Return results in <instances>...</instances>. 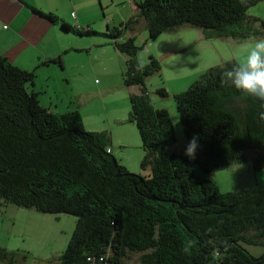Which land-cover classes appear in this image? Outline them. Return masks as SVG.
<instances>
[{
	"label": "trees",
	"instance_id": "trees-1",
	"mask_svg": "<svg viewBox=\"0 0 264 264\" xmlns=\"http://www.w3.org/2000/svg\"><path fill=\"white\" fill-rule=\"evenodd\" d=\"M264 0H141L136 13L103 35L125 57L123 84L129 95L128 122L135 124L144 152L140 162L148 176L127 171L109 151L107 132H88L80 112L61 114L42 107L34 70L25 71L0 55V209L13 205L76 218L58 264H88L104 256L107 264H126L140 254V264H264V186L221 193L212 179L230 162L251 161L264 167V108L221 81L222 67L207 69L174 100L188 145L197 138L192 172L185 154L169 153L174 127L165 109H155L146 80L159 75L157 59L141 66L134 34L140 20L148 39L188 25L205 39L246 40L264 21L247 11ZM35 13L80 37L96 34ZM128 36L119 42L125 33ZM48 63L60 64V59ZM156 94L168 96L164 88ZM211 229V231H209ZM227 241L225 246L222 242ZM220 248L219 260L212 255ZM107 254V255H106Z\"/></svg>",
	"mask_w": 264,
	"mask_h": 264
},
{
	"label": "rangeland",
	"instance_id": "rangeland-1",
	"mask_svg": "<svg viewBox=\"0 0 264 264\" xmlns=\"http://www.w3.org/2000/svg\"><path fill=\"white\" fill-rule=\"evenodd\" d=\"M91 9L81 12L83 22L79 26L82 29L90 26L96 34L80 37L71 33L69 36L71 49L65 56L70 81L54 76L52 70L49 73L43 71L41 76L34 74L32 90L45 108L54 110L57 107V112L65 111L69 106L79 108L86 131L107 132L110 136L108 149L116 160L129 173L148 176L149 170L140 168L144 152L138 130L135 124L128 122L129 95L137 89L124 86L125 57L103 35L107 26L118 27L131 17L130 2L93 0ZM247 15L264 21V1L251 7ZM141 26L142 23L138 25ZM253 31H259L256 37L264 38L259 24H254ZM128 36V33L121 36L119 42ZM133 36L135 44L141 47L136 55L138 63L147 64L151 56L161 66L160 74L149 77L145 85L153 107L167 110L173 124L175 143L168 152L185 154L187 144L173 96L185 92L207 69L236 61L239 58L237 45L245 40L205 39L201 30L188 25L163 33L154 40L148 39L143 28L136 29ZM107 42L109 45H104ZM71 68H77L78 73ZM159 88H164L168 96L162 98L156 94ZM188 160L192 172L204 177L205 173L199 170L194 158L188 157ZM211 177L221 193L237 192L264 186V167L255 173L250 160L243 164L233 161L227 169L215 172ZM75 222L76 218L67 214L3 206L0 209V264H58L71 239ZM245 248L255 257L264 253L263 247ZM139 256L128 254L126 264H140Z\"/></svg>",
	"mask_w": 264,
	"mask_h": 264
},
{
	"label": "crops",
	"instance_id": "crops-1",
	"mask_svg": "<svg viewBox=\"0 0 264 264\" xmlns=\"http://www.w3.org/2000/svg\"><path fill=\"white\" fill-rule=\"evenodd\" d=\"M128 1L133 11L131 16H133L136 13L133 4L141 0ZM92 4L93 0H0V55L6 57L13 65L22 70L36 71V76L43 75V71L49 73L52 70L54 76L59 75L62 80L70 81L67 76L69 69H66L67 59L65 55L71 49V46H68L71 33L62 31L59 24L50 22L32 9L44 14H52L60 22L74 29L82 30L79 26L83 19L81 12H90ZM141 23L142 26L138 27ZM136 27L137 29H145L144 22L140 20ZM86 29L92 31L90 26H87ZM126 34L127 32L123 36L125 37ZM104 45L109 44L107 42ZM57 58L60 59V64L48 63L49 60ZM140 65L143 66L144 64ZM51 66H53L52 69H49ZM70 70L77 72V68ZM70 90L73 92L71 88ZM49 105L51 104L49 103ZM46 109L57 114L75 109L81 112L79 108H72L71 106L62 112H57V107L54 110L49 107Z\"/></svg>",
	"mask_w": 264,
	"mask_h": 264
},
{
	"label": "clouds",
	"instance_id": "clouds-1",
	"mask_svg": "<svg viewBox=\"0 0 264 264\" xmlns=\"http://www.w3.org/2000/svg\"><path fill=\"white\" fill-rule=\"evenodd\" d=\"M238 59L230 67L221 69V81L230 85L244 97H251L264 108V38L250 36L237 45ZM197 138L193 137L185 150L187 157L194 158ZM211 231V229H209ZM225 246L227 241L222 242ZM212 255L219 260L220 248H214Z\"/></svg>",
	"mask_w": 264,
	"mask_h": 264
},
{
	"label": "built area",
	"instance_id": "built-area-1",
	"mask_svg": "<svg viewBox=\"0 0 264 264\" xmlns=\"http://www.w3.org/2000/svg\"><path fill=\"white\" fill-rule=\"evenodd\" d=\"M88 262V264H107V259L104 256H101L97 260L88 259Z\"/></svg>",
	"mask_w": 264,
	"mask_h": 264
}]
</instances>
